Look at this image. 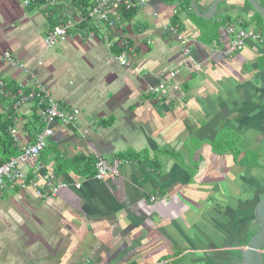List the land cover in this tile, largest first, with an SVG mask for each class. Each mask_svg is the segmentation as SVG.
<instances>
[{"label": "crops", "instance_id": "0c3cea01", "mask_svg": "<svg viewBox=\"0 0 264 264\" xmlns=\"http://www.w3.org/2000/svg\"><path fill=\"white\" fill-rule=\"evenodd\" d=\"M73 1L0 0V51L25 65L0 63L14 95H0V165L22 153L12 129L25 146L45 127L36 103L15 108L20 86L80 111L75 126L52 125L35 165H21L64 189L45 200L18 184L0 190V264H224V247L248 237L264 184V41L231 58L214 43L227 45L239 19L264 36L261 16L247 0L223 3L213 19L192 0H148L122 27L85 22L48 48L47 33L80 13ZM211 2L198 0L200 12ZM124 43L129 66L118 59ZM172 72L165 93L152 94ZM97 156L121 162L119 176L97 180Z\"/></svg>", "mask_w": 264, "mask_h": 264}, {"label": "built area", "instance_id": "2783aa9c", "mask_svg": "<svg viewBox=\"0 0 264 264\" xmlns=\"http://www.w3.org/2000/svg\"><path fill=\"white\" fill-rule=\"evenodd\" d=\"M44 2L46 5H54L57 0H24L23 6L25 8L32 4ZM148 4V0H93L92 7L80 12L76 16L66 21H61L58 25L53 27L45 36L44 44L48 48H55L61 43L68 40L70 34L78 29L83 23L89 21L91 23L104 24L111 29L122 27L124 24L121 19L122 7L127 11H137L144 8ZM244 21L239 19L237 21L229 22L226 26V34L230 38L225 45V42L220 39L214 43L216 48L223 46L226 57L231 58L237 52L244 49L248 42L255 40L258 42L264 41V36L257 31L243 28ZM182 48L183 56L189 58L192 55V47L188 39L183 38L178 34L177 28L171 29ZM108 48H112V43L108 42ZM124 50L119 54L118 59L121 60L123 66H129L128 53L129 46L124 43ZM0 63L10 65L12 67H20L25 69V65L19 63L10 52L0 51ZM200 66V64L198 65ZM176 76V72L170 73L168 78H164L160 84L153 89L151 93L156 96H162L167 89L170 79ZM0 95L14 97L12 93L6 90V84L0 82ZM17 102L15 108L19 109L26 104H34L38 108L40 121L44 124V128L36 136L35 142L32 145H22V135L18 129H12L10 134L13 142L21 147V155L18 158H13L10 161L0 165V190L7 187L8 184H18L21 190L31 188L35 196L39 200H45L49 197L56 196L62 189L66 187L65 184L59 183L57 177L53 173H48L42 178L29 179L22 170V162L26 161L35 165L42 152L47 148L49 140L54 136L52 125L56 122L64 126L72 127L78 123V116L80 111L72 109L64 111L59 104L52 99L42 87H38L29 93L25 92V87L20 86L17 94ZM121 162H114L110 164L104 158L97 156L94 164L95 177L97 180H105L108 177H117L120 174ZM80 186L78 185L77 188ZM151 200L157 201V197L153 196ZM84 264H93L86 262Z\"/></svg>", "mask_w": 264, "mask_h": 264}, {"label": "water", "instance_id": "95a60500", "mask_svg": "<svg viewBox=\"0 0 264 264\" xmlns=\"http://www.w3.org/2000/svg\"><path fill=\"white\" fill-rule=\"evenodd\" d=\"M228 1L231 0H213L209 10L206 13H201L198 0H192V9L197 16L203 19H213L217 8ZM247 1L264 22V8L257 0ZM261 187L252 213L253 220L246 233L248 237L242 242L246 246L240 247L241 244L238 243L232 248L224 247L223 252H221L222 258L225 259L224 264H264V253L262 252L264 249V184ZM254 225L257 226L256 230L252 229Z\"/></svg>", "mask_w": 264, "mask_h": 264}, {"label": "trees", "instance_id": "16d2710c", "mask_svg": "<svg viewBox=\"0 0 264 264\" xmlns=\"http://www.w3.org/2000/svg\"><path fill=\"white\" fill-rule=\"evenodd\" d=\"M73 3H75V7L77 8V10L79 9L81 12V11H83V9H87L86 8L87 6H85V5H88V6L90 5L92 7L93 0H74ZM81 7H84V8H81ZM84 11L82 13H84ZM134 12H136V11L135 10L134 11H127L122 7V10H121L122 21L121 22H124L125 19L132 18L134 16ZM85 24H89V21H87ZM123 50H124V47H122L120 49L119 54H121L123 52Z\"/></svg>", "mask_w": 264, "mask_h": 264}, {"label": "flooded vegetation", "instance_id": "af4514ba", "mask_svg": "<svg viewBox=\"0 0 264 264\" xmlns=\"http://www.w3.org/2000/svg\"><path fill=\"white\" fill-rule=\"evenodd\" d=\"M252 229H254V230H256L257 229V226L256 225H254V227L252 228ZM241 244V243H240ZM246 245H243V244H241V246L240 247H245ZM262 252L264 253V249L262 250Z\"/></svg>", "mask_w": 264, "mask_h": 264}, {"label": "rangeland", "instance_id": "374dc122", "mask_svg": "<svg viewBox=\"0 0 264 264\" xmlns=\"http://www.w3.org/2000/svg\"><path fill=\"white\" fill-rule=\"evenodd\" d=\"M251 28H256L255 25L251 26ZM212 31V30H211ZM254 161L256 162V159H254ZM261 163H264V162H260L258 161V164L261 165ZM264 165V164H263Z\"/></svg>", "mask_w": 264, "mask_h": 264}]
</instances>
